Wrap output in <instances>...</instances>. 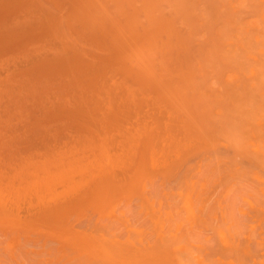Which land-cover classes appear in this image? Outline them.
Returning a JSON list of instances; mask_svg holds the SVG:
<instances>
[{
  "label": "bare ground",
  "instance_id": "1",
  "mask_svg": "<svg viewBox=\"0 0 264 264\" xmlns=\"http://www.w3.org/2000/svg\"><path fill=\"white\" fill-rule=\"evenodd\" d=\"M0 264H264V0H0Z\"/></svg>",
  "mask_w": 264,
  "mask_h": 264
},
{
  "label": "rangeland",
  "instance_id": "2",
  "mask_svg": "<svg viewBox=\"0 0 264 264\" xmlns=\"http://www.w3.org/2000/svg\"><path fill=\"white\" fill-rule=\"evenodd\" d=\"M9 11L14 13V12L17 11V10H15V11H14V10H9ZM9 11H8V12H9ZM10 12H9V13H10ZM9 13H8V14H9ZM15 14H17V15H19V16L21 15V13H16V12H15ZM9 16H11V15H9Z\"/></svg>",
  "mask_w": 264,
  "mask_h": 264
}]
</instances>
